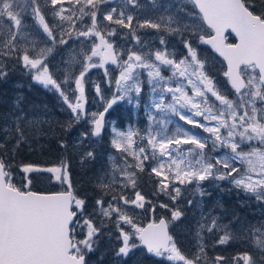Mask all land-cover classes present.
<instances>
[{
  "label": "snow or ice",
  "instance_id": "snow-or-ice-1",
  "mask_svg": "<svg viewBox=\"0 0 264 264\" xmlns=\"http://www.w3.org/2000/svg\"><path fill=\"white\" fill-rule=\"evenodd\" d=\"M120 3L125 7L115 0H44L61 22L50 26L41 0H0V79L7 77L5 67L11 63L26 69L44 88L55 89L70 110L71 118L62 125L64 131L70 133L81 121L91 125L79 133L76 145L93 138L94 143L100 142L104 112L118 100L127 97L131 104L135 99L139 106L145 73L151 90V105L146 106L150 124L146 131L112 128L113 148L131 155L135 162L129 163L125 156L120 166L109 156L111 171L96 177L99 194L91 201L72 179L68 159L61 158L52 166L21 164L17 171L13 161L17 150L30 138L28 127L39 130L38 126L46 121L28 119L23 110L12 114L10 123L2 129L5 140L0 141V264H90L89 255L97 251L104 235L112 237L113 229L119 241L114 248L115 257L120 258L116 264H123V258L137 248L168 264H264V222H259V226L245 224L238 214H233L230 224H240V230L234 232L229 224H220L219 217L201 210L193 234L194 249L188 255L170 231L171 225L181 219L182 211L162 202L159 208L171 212V218H157V205L142 194L138 184V174L148 167L150 175L160 178L153 194H163L173 204L187 191L182 186L194 183L195 192L201 197L197 207L202 208L203 198L212 195L204 187L205 181L222 191L226 190L222 187L226 181L264 204V0H180L177 13L183 15L161 16L158 20L134 16L127 5L138 8V0ZM28 8V14L47 37L45 44H67L64 36H71L73 30L77 39L84 38L78 76L69 72L58 82L50 73L48 56L53 49L40 48L35 39L29 42L28 26L22 16ZM78 22L81 26L76 28ZM205 26L213 34L207 33ZM141 29L179 34L183 51L177 54L166 35L156 37L160 47L153 45L151 37L144 39L138 34ZM229 30L238 43H226L225 33ZM188 33L200 44L210 45L226 62L224 80L212 75L209 61L198 45L192 38H185ZM116 35L124 38L127 47L109 39ZM109 64L119 68L114 80L116 94L105 101L104 112H87L85 76L93 68H103L105 75L111 76L105 67ZM162 70L171 75H162ZM72 83L73 91L79 95L70 99L62 85L71 89ZM133 92L136 98L130 95ZM96 93L101 95L99 85ZM150 108L161 113L159 119ZM151 121L160 127L154 128ZM173 124L174 131L170 132L167 126ZM8 137L14 141L11 148L6 147ZM134 138L141 143L137 144ZM60 148L67 151L68 145L61 141ZM96 158L94 150L88 149L81 154L80 162ZM43 180L49 187L35 190L34 182ZM187 203L191 206L193 201L189 199ZM149 213L153 218L146 225L137 222ZM205 232L210 234L213 248L240 239L248 242L256 254L246 251L231 258L209 256Z\"/></svg>",
  "mask_w": 264,
  "mask_h": 264
},
{
  "label": "rangeland",
  "instance_id": "rangeland-1",
  "mask_svg": "<svg viewBox=\"0 0 264 264\" xmlns=\"http://www.w3.org/2000/svg\"><path fill=\"white\" fill-rule=\"evenodd\" d=\"M115 2L120 7H125V4L120 3V0H115ZM65 3H67V0H65ZM185 3H187V0H185ZM139 7L138 8H132L131 5H127V7L132 11L134 16L139 17L140 19H152V20H158L161 16L167 17V16H173L176 17L177 15H183V13H177V9L180 8V0H138ZM25 7H27L25 5ZM188 8H191L190 4H187ZM30 13V8L27 9L26 13H22L23 16V23L27 25V33L29 34L28 40L29 42L32 39H35L39 43L40 48L45 47H52V52L48 56L49 63V71L53 75L55 79H57L58 82L65 79V77L68 76L69 72L73 73L74 75L78 76L79 71L81 69V61L83 60V54L82 51L83 45L81 44V41L84 40L83 37H80L77 39L75 31H72L71 36L65 35L64 38L68 40L67 44H55L52 45L51 41H48L47 44H45L43 41L47 40L46 35L43 33L42 29L39 28L38 24H36L35 21L31 18V16L28 14ZM47 22H49L50 26L55 25L57 23H61L58 19V17H54L51 13L50 20L47 19ZM85 22H88V18L85 17ZM105 24L108 22L105 21ZM135 23V21H134ZM183 23H188V20H184ZM81 25L78 22L76 24V28H79ZM111 27H117L115 25H112ZM206 29V27H205ZM119 31L127 32V29H120ZM56 32L59 33V29H56ZM206 32L208 30L206 29ZM142 38L148 39L151 37V43L154 45L155 43L159 42V40L156 38L158 35H166V38L169 40L170 45L172 47H178L179 44H181L180 40L181 37L179 34L174 35H168L167 33L161 32V34H158L156 30L154 29H141L138 33ZM204 34V33H201ZM185 38H192L194 40V43L198 45L200 52L204 57H206L209 61V68L211 69V73L213 76H215L219 80H224L223 77V70L225 69L224 63L218 59V57L215 54H212L210 49L203 44L199 43V40L192 36L191 33L185 34ZM111 41H115L116 45L125 46L127 47V44L125 43V40L120 35L109 37ZM98 43V41H97ZM134 43V42H133ZM114 45V46H116ZM178 51L179 48H178ZM183 51V46L181 49V52ZM97 59V58H93ZM106 68H108L111 71V76L105 75V70L103 68H93L90 69L86 76H85V110L87 112H104V109L106 107L105 101H110L112 96L116 94V86L114 83L115 78H118L119 76V68H117L116 65H106ZM5 70L7 71L8 75L5 79H0V104L2 103L5 106L6 114H4L3 117V127L6 124H9L11 121V116L14 112H18L19 110H23V112L26 114V117L28 119H32L33 117H38L39 119L46 121L38 126L39 130L31 129L34 128L33 126L28 127V131L30 132L31 137L34 135L32 134V130H35L37 134L40 133V129L45 130V128H50L51 126L54 127L56 130H60L62 134V141H64L67 145V151L64 149H60V153L58 155V158H65L62 157V153L66 155H71L74 163H77L80 161L81 154L88 150L92 149L94 150L96 154V160H93L92 166L90 168L91 174L87 175L90 176L92 180L94 181L96 185V177L102 175L104 171H111V163L109 160V156L113 157L114 161L119 164L120 166H123L124 158L127 157V161L129 163H134L133 157L131 155L122 154L121 152L116 151L115 148L112 146V138H113V132L112 128L115 127L119 129L120 131L127 132L129 128L138 129L141 132H144L148 129L150 124V118L149 115L146 112V106L151 105V90L149 88V85L147 84V76L146 73L142 76V79L144 80L143 89L144 86L148 88V92L146 93L144 90L140 93L139 99V106L137 107L135 104V99L133 100V103L128 102V98L125 97L124 100H118L116 104L113 105L111 109H109L106 112V119H105V128L103 131L108 133V136L110 138V144H108V149L104 153L102 151H99V146L101 145V142L103 139L100 138L99 143H94V140L96 138H93L92 140H89L84 145H76L75 142L78 139L79 133L81 131L87 130L91 128L90 124H86L83 121H81L80 124H76L72 131L65 132L62 125H64L70 118V110L67 108V105L64 104L63 98L59 96V93L55 91V89L48 90L44 88L41 84L37 83L33 78L32 75H30L26 69H24L20 65L13 66L11 63H8L5 67ZM162 75L164 76H170L171 73L162 70ZM112 80V84L109 85V81ZM29 84H32L36 88H38L44 96H38V98H30V100H33L35 102H31L29 105L26 101H24L23 96L25 95V91L29 89L27 87ZM99 85L101 89V95H97L96 93V86ZM62 87L66 90L67 94L69 95L70 99L74 96H78V92H74L75 89L74 83L71 85V89H69L68 85L64 84ZM134 98L135 93H131ZM43 97V98H42ZM103 97V99L101 98ZM234 98V97H230ZM17 101H19V106L17 107ZM119 105L121 107V112L118 111ZM152 112L156 113L157 119L160 118L161 113L157 112L156 109L150 108ZM121 113V114H120ZM154 128L160 127V125L156 124L154 121H151ZM178 123L186 128H191V125H184L183 121H178ZM169 131H174L175 125H168L167 126ZM194 131V129H193ZM198 131H201L198 129ZM1 135H0V141L5 140V134L1 129ZM202 135H205V133H202ZM29 138V139H30ZM136 140L137 144H140L141 141L139 138H134ZM14 141L11 137L7 138V148H11ZM146 143V140L144 141ZM58 146V145H57ZM21 147V146H20ZM136 147V144L133 145V148ZM191 147V146H186ZM214 155H216L214 153ZM60 158V159H61ZM59 159V160H60ZM151 163V161L146 162V164ZM56 164V163H55ZM54 164V165H55ZM52 166V165H51ZM17 168L18 166H14ZM147 168V167H146ZM23 175V174H21ZM48 175V174H43ZM19 178V176H18ZM158 178V177H157ZM140 179V173L138 174V181ZM160 179V178H158ZM46 181V180H44ZM35 185L38 182H34ZM140 187V186H139ZM206 189L208 187H205ZM182 189H187V191L183 192L182 197L173 204L171 200L168 199L167 196L160 194V195H154V197L157 199V203H168L171 207H179V209L182 211L183 215L180 220L175 221L171 225V230L175 231L181 236H184V243L186 245L190 244L191 249H194V240H193V234L195 229L196 221L199 220L201 215V210H203L205 213L211 212L213 215L219 217V223L220 224H229L230 228L234 232H238L240 230V224L233 223L230 224V221L233 220V214H237L236 207L231 206L230 209H227L224 212H220L218 208H220V203H223V199L221 200V196H214L211 197H204L203 198V205L201 207H197V201L201 200V197L198 193L195 192V184L191 185H184L182 186ZM142 192V189H140ZM157 191V189H156ZM155 191V192H156ZM246 195V194H245ZM247 198L253 199L254 197H250L249 195H246ZM107 197L106 199H108ZM191 199L193 201L192 205H188L187 200ZM213 200L214 204L211 207L206 208V205L209 204V200ZM256 203L261 204L256 201ZM159 206V204H158ZM214 207H216L218 212H215ZM159 211H156L155 216L158 218L161 216V212L168 213L167 215L171 218V212L167 211L166 209H157ZM139 212L140 210H136ZM252 216L250 222H246L245 218L241 216V220L245 224H252L256 225V218H255V210L251 211ZM248 215L246 216V219H248ZM153 214L149 213L147 216H140L137 220L138 223L146 224L147 220L152 219ZM255 218V219H254ZM107 231V229L105 230ZM187 232V233H186ZM189 232V233H188ZM117 233H115L113 229V235L110 238L107 235H104L100 240V253H99V263L100 264H116L117 260L120 258L115 257L114 248L119 244V241L116 239ZM185 235L187 237H185ZM206 242L208 243V247L212 251L214 255L221 254L218 252L217 246L216 248H213L211 246V240L208 239L210 234L205 232L204 233ZM235 241V240H234ZM249 244V243H248ZM250 245V244H249ZM249 253H252L255 255V250L248 251ZM148 253L145 250H142L140 248L134 249L132 252L129 253V256L127 258H123V264H146L144 263V257ZM101 255H103V260H100ZM211 256H214L210 254ZM149 260H151L147 264H168L167 261H161L160 258L154 257L149 255ZM226 256V255H224ZM229 257V256H227ZM89 262L90 264H98V260L95 257V254L89 255Z\"/></svg>",
  "mask_w": 264,
  "mask_h": 264
},
{
  "label": "trees",
  "instance_id": "trees-1",
  "mask_svg": "<svg viewBox=\"0 0 264 264\" xmlns=\"http://www.w3.org/2000/svg\"><path fill=\"white\" fill-rule=\"evenodd\" d=\"M41 8L43 13L45 14V17H47L48 20L51 18V8L50 6H46L44 4V0H41ZM161 34V33H158ZM229 41H233V38L231 36L228 37ZM29 89L25 91V95L23 96L24 101H26L29 105L31 102H35L33 100H30V98H38V96H44V94L35 86L32 84L28 85ZM145 92H148V88L145 86L144 88ZM43 98V97H42ZM118 111L121 112V107L117 105ZM6 109L5 106L1 103L0 104V131L3 129V117L4 114H6ZM121 114V113H120ZM35 129V128H31ZM29 132V131H28ZM32 134L34 135L31 137L27 143H24L21 145V147L17 150L15 160L13 161V166H19L21 164H26V163H38L41 165H46V166H51L54 165L55 163L57 164L59 162L58 155L61 152L59 147H60V142L62 141V134L60 130L54 129L53 126H51L49 129L45 128V130L40 129V133L37 134L35 130H32ZM1 135V132H0ZM29 135L31 136L30 132ZM101 145L99 146V151L106 152L108 149V144H110V138L108 136V133L104 135L102 138ZM58 145V146H57ZM214 155V154H213ZM70 162L71 165V173H72V179L74 182L78 183V187L81 190L82 195H85L88 197V199L91 201L95 196H97L98 190L96 189L95 183L92 180V178L87 175L91 174V166L93 161H87L84 164H81V162L74 163V160L72 156L66 155L62 153V157H66ZM150 168H146L143 173H140V179L138 181L139 184V189H142V194L145 195L148 199L152 200L156 205L157 209H160L157 203V199L154 197V192L156 191V181L158 180L157 177L154 176V174L150 175ZM17 182H19V178L17 177ZM48 182L47 181H40L35 185V190L38 191H44L46 188H48ZM107 197H105L106 199ZM161 210V209H160ZM159 211V210H156ZM168 214V213H167ZM166 213L161 212V216H165L168 219L170 217ZM186 217V216H184ZM181 217V218H184ZM150 220V219H149ZM147 220V222L149 221ZM172 234L174 238L178 242V246L185 252V254L191 255L192 249L191 245L188 244L186 245V241L184 240V236L179 235L175 231H172ZM187 233V232H186ZM189 233V232H188ZM185 237H187L185 235ZM104 238V237H102ZM185 241V243H184ZM232 246H230V249L234 248H244L248 252L250 250H253L251 245L248 244V242H245L243 240H235ZM100 245L95 253V257L98 260L99 263V253H100ZM149 254H147L144 257V263L147 264V259H148ZM151 260L148 259V263Z\"/></svg>",
  "mask_w": 264,
  "mask_h": 264
},
{
  "label": "flooded vegetation",
  "instance_id": "flooded-vegetation-1",
  "mask_svg": "<svg viewBox=\"0 0 264 264\" xmlns=\"http://www.w3.org/2000/svg\"><path fill=\"white\" fill-rule=\"evenodd\" d=\"M154 45L160 47L159 42L155 43ZM178 48L180 51H178ZM181 49H182V44H179L178 47L177 46L175 47V51L177 52V54L181 53ZM204 187H208L207 190L212 193V197L221 196V200L223 199V203H220V208H218L220 212H224L227 209H230L231 206L236 207L237 214L240 217L243 216L246 222L248 223L251 221L250 218L252 216L251 211L255 210V218H256L257 226H259V222H264V204L256 203L255 198L249 200L243 191L233 188L226 181L222 182V187L226 189L224 191L212 187L210 181H205ZM209 201L210 202L209 204L206 205V208L211 207L214 204V201L212 199ZM214 209L215 212L220 213L219 211H217L216 207H214ZM247 214H250L248 215V219H246ZM234 243L236 242L233 241L228 246H221L220 248L217 247V250L221 254L229 256V258H231L233 255H236L238 253L246 252L245 247L243 249L242 248L230 249V246H232ZM252 249L255 250L253 247ZM209 250L210 249L207 248V252L209 256H211L210 254L214 255L213 252Z\"/></svg>",
  "mask_w": 264,
  "mask_h": 264
},
{
  "label": "water",
  "instance_id": "water-1",
  "mask_svg": "<svg viewBox=\"0 0 264 264\" xmlns=\"http://www.w3.org/2000/svg\"><path fill=\"white\" fill-rule=\"evenodd\" d=\"M228 34H231V35H233L234 37H235V34L234 33H231L230 32V30L228 31V32H226L225 33V36L227 37V35ZM235 39H236V43H238L239 41H238V39L235 37ZM226 43H227V40H226ZM209 47H210V49H211V46L210 45H208ZM212 50V49H211ZM213 51V50H212ZM214 52V51H213ZM215 53V52H214ZM217 56H219L217 53H215ZM221 59H222V57H220ZM223 60V59H222ZM226 63V62H225ZM104 119H106V112H104ZM105 128V127H104ZM104 131V130H103ZM103 134V133H102Z\"/></svg>",
  "mask_w": 264,
  "mask_h": 264
}]
</instances>
